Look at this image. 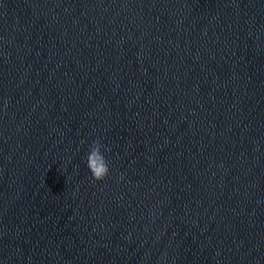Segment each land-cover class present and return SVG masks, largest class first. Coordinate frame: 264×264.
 Masks as SVG:
<instances>
[{"label":"water","instance_id":"obj_1","mask_svg":"<svg viewBox=\"0 0 264 264\" xmlns=\"http://www.w3.org/2000/svg\"><path fill=\"white\" fill-rule=\"evenodd\" d=\"M0 264H264V0H0Z\"/></svg>","mask_w":264,"mask_h":264},{"label":"clouds","instance_id":"obj_2","mask_svg":"<svg viewBox=\"0 0 264 264\" xmlns=\"http://www.w3.org/2000/svg\"><path fill=\"white\" fill-rule=\"evenodd\" d=\"M110 150L101 138L94 140L89 147L86 154V167L96 182L105 180L110 174V161L105 156V152Z\"/></svg>","mask_w":264,"mask_h":264}]
</instances>
